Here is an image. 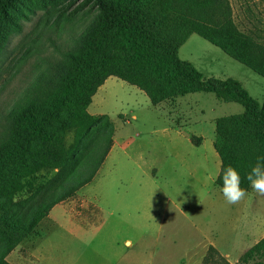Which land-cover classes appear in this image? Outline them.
I'll return each instance as SVG.
<instances>
[{
    "label": "rangeland",
    "instance_id": "1",
    "mask_svg": "<svg viewBox=\"0 0 264 264\" xmlns=\"http://www.w3.org/2000/svg\"><path fill=\"white\" fill-rule=\"evenodd\" d=\"M20 2L22 29L10 37L0 55V136L4 115L23 99L25 89L47 68L46 62L61 59L57 50L77 49L81 35L97 15L86 0ZM227 2L240 32H264V0ZM178 55L204 78L238 80L261 103L264 78L198 35L191 34ZM132 88L120 79L107 78L86 109L96 122L74 160L61 173L60 184L47 190L54 192L42 200L28 194L13 200L12 213L25 222L33 209L56 203L6 255V262L188 264L191 260L193 264L194 260L196 264L201 258L203 264L207 246L212 243L229 264H236L264 237V194L250 186L241 200L228 203L221 188L214 184L210 157L207 177L192 178L180 165L181 157L201 158L205 147L182 143L180 156L166 154L172 164L168 172L149 175L142 170L141 158L152 152L154 144L171 151L175 130L164 106L136 107L129 94ZM176 102L180 104L177 110L189 120L187 131L205 133L206 147L214 136L213 119L243 110L236 103H223L203 92L187 94ZM72 139V132L65 135V147Z\"/></svg>",
    "mask_w": 264,
    "mask_h": 264
},
{
    "label": "trees",
    "instance_id": "2",
    "mask_svg": "<svg viewBox=\"0 0 264 264\" xmlns=\"http://www.w3.org/2000/svg\"><path fill=\"white\" fill-rule=\"evenodd\" d=\"M97 12L74 51L46 62L25 89L23 99L4 115L0 136V264L44 217L49 202L31 211L25 222L12 213L13 200L36 195L42 200L60 184L61 173L74 160L95 124L86 109L96 90L115 77L142 91L153 106L191 93H210L242 112L215 120L213 148L220 160L214 184L222 187L227 166L240 174L249 190L247 173L264 155V95L253 99L235 79H204L179 48L196 34L227 56L264 78V32H240L227 0H86ZM20 0H0V55L22 25ZM73 133L65 147L64 137ZM55 170V172H53ZM47 174V176L44 175ZM54 173L52 176L49 174ZM47 188V189H46ZM46 189V192H42ZM203 264H229L211 245ZM236 264H264V237Z\"/></svg>",
    "mask_w": 264,
    "mask_h": 264
},
{
    "label": "crops",
    "instance_id": "3",
    "mask_svg": "<svg viewBox=\"0 0 264 264\" xmlns=\"http://www.w3.org/2000/svg\"><path fill=\"white\" fill-rule=\"evenodd\" d=\"M206 78H209V77H206ZM206 78H204V79H206ZM214 78H216V77H214ZM225 79H227V78H225ZM106 80L97 89L95 94H97V92L100 91L102 89V87L105 86ZM132 87H134V86H132ZM132 89H134V90L129 92V94L132 96V101H133V103H134V105L136 107H140V108H148V107L158 108V107L164 106V108L169 110L168 115L170 116V118H172L171 119V124H172L171 128H172L173 131L175 130L174 133H175V140L176 141L173 142V146L171 148V151L168 148H167V151H165L162 145L159 146V148H156V146L154 144V148H152V152L144 155L141 158V164L142 165L140 167L142 168V170L145 171L149 175H153L154 173L158 174V173H161V172H165V173L168 172V168H169L168 166L172 167V164H169L168 158L166 157V154L168 152H170L169 154H171V152H172V154H175L176 157L180 156V153H181L180 145L182 143H185V142H190V145H194L195 148L205 147L206 152H205V154L201 155V158H198V159L186 158L185 156L181 157L179 159L180 165L184 169H186L188 171V174L192 178L207 177L208 176V164H209V158L208 157H210L212 159L214 170H215L214 177H213V181H214L215 178L218 175L219 168H220L219 157H218V155L216 154V152H215V150L213 148L214 136L209 138V140H208V145L209 146L206 147L207 139H206L205 133H203L202 131H199V130H197V131L194 130L193 132L187 131V126H189V120L184 118L185 117L184 112H179L177 110V109H179L180 104H177L176 99L179 98V97L175 98L173 101H171L169 103L171 105L170 107L168 106L169 104H166V103H161L159 105L153 106L150 103L149 99L146 97V95L142 91H140L136 87H134ZM95 94L92 96V99L95 96ZM180 97H183V96H180ZM92 99H91V102H92ZM262 99H263V97H262ZM139 100H140V102H139ZM141 102L144 105H140ZM90 104L88 105V107L90 106ZM185 114H187V113H185ZM131 118L134 120V119H136V116L135 115H131ZM216 119L217 118L213 119L214 128H215V120ZM125 121L128 122L127 119ZM190 127H191V125H190ZM161 131L164 132L165 129L163 128ZM114 141H115V139H114ZM210 245L216 251L218 250V248L215 247L214 244H212V243L208 244V246H210ZM208 246H207V248H208ZM200 259L201 258H199L198 260L196 259L197 260L196 264H200V261H201ZM193 262H194L193 264H195L194 260H193ZM188 264H191V260H189Z\"/></svg>",
    "mask_w": 264,
    "mask_h": 264
},
{
    "label": "clouds",
    "instance_id": "4",
    "mask_svg": "<svg viewBox=\"0 0 264 264\" xmlns=\"http://www.w3.org/2000/svg\"><path fill=\"white\" fill-rule=\"evenodd\" d=\"M246 178L250 182L252 189L264 194V155L257 157L256 163L251 167ZM221 179V191L228 203H236L245 196L246 190L240 186V174L234 167L227 166ZM128 243L130 244L131 241Z\"/></svg>",
    "mask_w": 264,
    "mask_h": 264
}]
</instances>
